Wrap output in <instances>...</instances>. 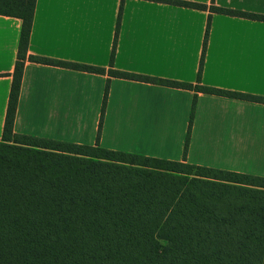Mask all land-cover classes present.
Here are the masks:
<instances>
[{
    "label": "crops",
    "instance_id": "0c3cea01",
    "mask_svg": "<svg viewBox=\"0 0 264 264\" xmlns=\"http://www.w3.org/2000/svg\"><path fill=\"white\" fill-rule=\"evenodd\" d=\"M175 1L206 10L123 0L113 70L195 87L208 8L264 16V0ZM120 3L36 0L27 54L105 74L26 60L14 133L93 146L108 82L100 147L264 177V104L107 75ZM20 28L0 16V141ZM200 86L264 98V21L211 14Z\"/></svg>",
    "mask_w": 264,
    "mask_h": 264
},
{
    "label": "trees",
    "instance_id": "16d2710c",
    "mask_svg": "<svg viewBox=\"0 0 264 264\" xmlns=\"http://www.w3.org/2000/svg\"><path fill=\"white\" fill-rule=\"evenodd\" d=\"M206 10L175 0H150ZM110 78L264 104V98L200 86L210 16H264L210 6L197 85L113 70ZM36 0H0L21 21L0 141V264H264V177L195 166L98 145L13 131L24 63L105 74L102 68L27 54ZM194 101L191 113L193 112ZM189 132L185 138V149Z\"/></svg>",
    "mask_w": 264,
    "mask_h": 264
},
{
    "label": "rangeland",
    "instance_id": "374dc122",
    "mask_svg": "<svg viewBox=\"0 0 264 264\" xmlns=\"http://www.w3.org/2000/svg\"><path fill=\"white\" fill-rule=\"evenodd\" d=\"M244 167L248 168V171H251L253 172V168L251 167V164L250 163H244ZM255 172V171H254Z\"/></svg>",
    "mask_w": 264,
    "mask_h": 264
}]
</instances>
